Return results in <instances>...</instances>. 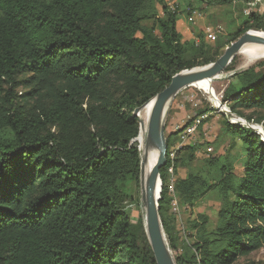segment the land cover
Returning <instances> with one entry per match:
<instances>
[{
	"label": "trees",
	"instance_id": "16d2710c",
	"mask_svg": "<svg viewBox=\"0 0 264 264\" xmlns=\"http://www.w3.org/2000/svg\"><path fill=\"white\" fill-rule=\"evenodd\" d=\"M178 8L167 0H0V264H157L144 216L133 223L129 212L141 203L132 193L142 158L134 112L175 74L264 30V13L252 12V24L229 38L187 39ZM223 101L240 116L252 110L246 118L264 134V61L234 72ZM225 127L242 142V171L241 154L209 160L207 176L193 171L191 144L174 166L188 170L174 183L187 209L218 193L212 235L200 215L191 222L194 244L180 246L168 211L169 161L161 169L159 212L177 264H264L240 262L264 246V135L227 119ZM180 131L166 134L168 158Z\"/></svg>",
	"mask_w": 264,
	"mask_h": 264
},
{
	"label": "rangeland",
	"instance_id": "374dc122",
	"mask_svg": "<svg viewBox=\"0 0 264 264\" xmlns=\"http://www.w3.org/2000/svg\"><path fill=\"white\" fill-rule=\"evenodd\" d=\"M173 7H179V27L181 28L185 38H199L204 36L208 41L214 42L219 37H231L232 34L240 30L248 23L249 16L252 12L264 13V0H251L247 3L222 4V5H199L198 3L186 0H167ZM191 2L193 9L200 12V17H197L194 22L189 20L188 3ZM244 20L247 22L243 23ZM145 23L152 24L151 21ZM252 31H259L264 33V30L250 29ZM213 34V37H208V32ZM198 34H200L198 36ZM256 46V45H253ZM262 47V46H257ZM226 48L223 49V52ZM264 61V58L249 62L243 53L237 54L224 72L215 78L203 82L201 85H191L182 89L174 98L166 115V134L181 130L178 138L184 131L193 123L195 115L200 114L201 111L209 109L205 115L200 126L190 135L186 137V144H191L195 147V160L190 169L195 172H202L205 176L212 165L209 160L219 158L218 161H223L225 156L230 160H234L235 156L241 154L242 160L235 163L238 171H242L243 160L245 153L242 150V142L238 136L226 130L225 119L230 123L239 124L241 126L251 127L257 131H262L261 124L249 121L246 116L252 115V110H245L244 116H240L231 112L230 106L223 101V94L229 84L230 76L234 72L245 70L255 64ZM144 109L141 110V118L144 114ZM204 115V114H202ZM201 116V115H200ZM256 117V115H254ZM179 141V139H178ZM182 141L180 139L179 142ZM170 173V172H169ZM188 170L184 167H179L173 171L168 179L170 184V203L168 206L169 215L177 217L174 224L175 236L180 246L190 243L194 244L196 235L199 232L193 228L191 222L197 220L200 215H207L209 217V224L206 226L209 235H212L216 227V211L220 207L219 196L216 191H210L205 196L200 198L192 208L189 210L179 200L172 190V186L179 177H186ZM132 193L135 198H140L141 201V187L140 185L132 187ZM129 212L131 221L138 223L144 216V210L138 201H134L129 205ZM169 243V242H168ZM174 257L176 252L172 250ZM249 260L264 261V246L256 251H253L248 256H242L240 262L244 263Z\"/></svg>",
	"mask_w": 264,
	"mask_h": 264
},
{
	"label": "water",
	"instance_id": "95a60500",
	"mask_svg": "<svg viewBox=\"0 0 264 264\" xmlns=\"http://www.w3.org/2000/svg\"><path fill=\"white\" fill-rule=\"evenodd\" d=\"M253 45L264 47V33L248 30L227 46L217 60L175 74L167 87L134 112V115L140 119L141 135L144 129V120L141 118L140 113L151 102L145 135L141 143L140 187L141 204L144 210V227L157 264H177L169 246L159 212V200L162 190L161 169L168 163L166 135L168 109L182 89L217 77L226 70L237 54L241 53L245 47ZM260 133L263 134L262 131ZM151 150L157 153V159L149 174L145 176L147 156Z\"/></svg>",
	"mask_w": 264,
	"mask_h": 264
},
{
	"label": "built area",
	"instance_id": "2783aa9c",
	"mask_svg": "<svg viewBox=\"0 0 264 264\" xmlns=\"http://www.w3.org/2000/svg\"><path fill=\"white\" fill-rule=\"evenodd\" d=\"M189 20L190 22H194L196 20L197 17H200V12L197 9H191L189 11ZM208 37L212 38L213 34L209 31L208 32ZM207 115H195L193 118V123L184 131V133L180 136V139H182V141H180V143L175 144L169 151V172L170 174L175 170L174 166H175V162L177 159V156L179 154V152L184 148V146H186L187 141H186V137L187 135L192 134L201 124V122L206 119ZM172 190L174 191V184L172 186Z\"/></svg>",
	"mask_w": 264,
	"mask_h": 264
},
{
	"label": "bare ground",
	"instance_id": "6f19581e",
	"mask_svg": "<svg viewBox=\"0 0 264 264\" xmlns=\"http://www.w3.org/2000/svg\"><path fill=\"white\" fill-rule=\"evenodd\" d=\"M241 53H243L247 57L249 62H254L256 60L264 58V47L248 46V47H245V49H243V51ZM203 82H205V81L198 83V85H201ZM150 109H151V102L143 110L144 114H143L142 118L144 120V129L140 135V138H141L140 142L141 143H142L143 137L145 135V129L147 126V120H148V115H149ZM156 159H157V153L155 151H152V150L149 151L148 156H147V163H146V167H145V176L149 174L151 168L154 166V164L156 162Z\"/></svg>",
	"mask_w": 264,
	"mask_h": 264
}]
</instances>
